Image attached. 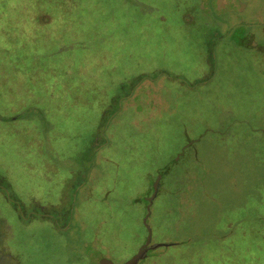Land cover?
Segmentation results:
<instances>
[{
	"label": "rangeland",
	"instance_id": "374dc122",
	"mask_svg": "<svg viewBox=\"0 0 264 264\" xmlns=\"http://www.w3.org/2000/svg\"><path fill=\"white\" fill-rule=\"evenodd\" d=\"M199 1L0 0V224L20 264H123L150 230L175 244L141 264H264V52L245 44L264 0ZM10 194L63 197L75 221H28Z\"/></svg>",
	"mask_w": 264,
	"mask_h": 264
},
{
	"label": "flooded vegetation",
	"instance_id": "af4514ba",
	"mask_svg": "<svg viewBox=\"0 0 264 264\" xmlns=\"http://www.w3.org/2000/svg\"><path fill=\"white\" fill-rule=\"evenodd\" d=\"M200 3H202L201 6V11L205 14L208 15V17H210V15L213 12H217L218 14L220 13H231V14H238L240 12H242V10H238L239 7L242 6L243 11H247L248 9L252 8L250 6V4L252 3V0H200ZM232 28L231 26H229V29ZM86 182V181H85ZM87 188V187H86ZM89 192V190H88ZM90 193V192H89ZM60 196V194H59ZM58 196V197H59ZM87 196V195H85ZM57 197V198H58ZM14 198V197H13ZM86 198V197H85ZM16 198L12 199L10 198V200H15ZM39 201L42 202V199H40ZM54 204H50L52 205V210H56L60 208V205L63 204V210L64 219H66L68 222L65 225L61 224V219L60 218H55L52 214H48V208H45L46 206L43 204H39L40 208L42 209L40 212H38V214H36L37 219H41V220H45V221H51L53 223V225L58 228V230H67L69 228L70 225L73 224V222L75 221L74 216H76V207H74L73 209H70V207H66V202H61V204L59 206H57L56 203H58V199L54 200ZM61 201H63V197L61 199ZM152 204V203H150ZM47 209V210H46ZM21 210L22 208L19 210L20 214H21ZM70 211L72 212V218L71 216H69ZM25 219L30 221L31 220V216H26L25 215ZM25 219H23L25 222H27ZM3 227H5L6 232H3ZM0 228H2V232L0 231V264H20L19 260L17 258L16 255L12 254V251L9 250V248L6 246L5 244V238L11 234V229L9 227V225H7L6 223H1L0 224ZM7 233V235H6ZM147 241V240H146ZM146 243V242H145ZM95 244V243H94ZM151 244L153 245H158L155 244L153 242H151ZM160 244V243H159ZM93 247V246H92ZM95 247V246H94ZM157 248V247H156ZM156 248H150V250L152 249H156ZM98 252V251H97ZM79 260H83V258L79 259ZM96 263L95 264H104V256L103 254L101 255V257L97 260H95ZM89 264H93V262L91 263V259ZM125 264V263H123Z\"/></svg>",
	"mask_w": 264,
	"mask_h": 264
},
{
	"label": "trees",
	"instance_id": "16d2710c",
	"mask_svg": "<svg viewBox=\"0 0 264 264\" xmlns=\"http://www.w3.org/2000/svg\"><path fill=\"white\" fill-rule=\"evenodd\" d=\"M246 40H247V43H245V44H247L248 45V47L249 48H252V49H260L261 51H263L264 52V41H261V42H259L258 40H256V38H255V36H254V33H252V32H250L248 35H246ZM8 120H10V119H8ZM0 183H1V185H0V191L2 190V181H3V179H1L0 178ZM6 184V183H5ZM6 186H4L3 188H5ZM9 188L11 189V185L9 184ZM9 200H10V198H12V199H14L13 198V194H10L9 196ZM40 199H44L43 197H41V196H38V197H35L34 199H31L30 200V202L27 204H22L21 202H15L16 201V199L15 200H12V202L13 203H15L14 205H17L18 207H22V205H24L23 207L24 208H27V209H30L29 211H30V213L28 214L29 216H31V218H35L36 217V214H38V212H40L42 209L40 208V205L39 204H45V208H48V214H51V211H52V205H50L48 202L50 201V200H48V202L47 203H42L41 201H39ZM147 201H148V204H150L151 203V201H150V198H147ZM62 202V201H61ZM57 204V206H59L61 203H56ZM27 206H29V208L27 207ZM61 206H63V204H61L60 205V207ZM24 208H22V209H24ZM56 209H57V207H56ZM148 209H150V207H148ZM47 210V209H46ZM171 244H175V242H173V243H161V244H159V246H171ZM158 246V247H159Z\"/></svg>",
	"mask_w": 264,
	"mask_h": 264
},
{
	"label": "water",
	"instance_id": "95a60500",
	"mask_svg": "<svg viewBox=\"0 0 264 264\" xmlns=\"http://www.w3.org/2000/svg\"><path fill=\"white\" fill-rule=\"evenodd\" d=\"M242 9H243L242 6L238 8V10H240V11ZM160 179H161V177H159V179L155 183L154 194L150 198L151 203L153 202V200L155 199V197L157 195L158 185L160 183ZM149 216L150 215H148V217ZM0 231L2 232V228H0ZM151 242H152V235H151V230H150V233H149V236L147 238L146 243L141 247V249L139 250V252L132 259H130L129 261H127L125 264H141V261L144 258L147 257L150 248H156V247L159 246V244L158 245H154V244L152 245ZM104 264H113V263L110 260L104 259Z\"/></svg>",
	"mask_w": 264,
	"mask_h": 264
}]
</instances>
